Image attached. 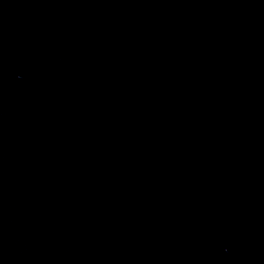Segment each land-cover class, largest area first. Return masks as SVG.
<instances>
[{
    "label": "water",
    "instance_id": "95a60500",
    "mask_svg": "<svg viewBox=\"0 0 264 264\" xmlns=\"http://www.w3.org/2000/svg\"><path fill=\"white\" fill-rule=\"evenodd\" d=\"M237 6L264 15V0H224Z\"/></svg>",
    "mask_w": 264,
    "mask_h": 264
}]
</instances>
